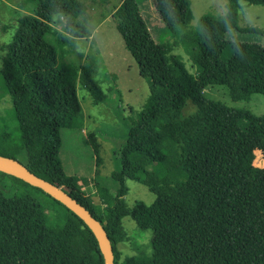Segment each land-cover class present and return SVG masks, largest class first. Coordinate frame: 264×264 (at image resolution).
<instances>
[{
  "label": "trees",
  "instance_id": "obj_1",
  "mask_svg": "<svg viewBox=\"0 0 264 264\" xmlns=\"http://www.w3.org/2000/svg\"><path fill=\"white\" fill-rule=\"evenodd\" d=\"M241 2L264 6V0H226L222 16L203 15L185 36L192 75L179 56L161 54L163 35H150L137 1L119 0L112 13L115 30L149 96L136 120L122 119L126 140L107 180L100 176L99 145L89 135L93 177L67 175L59 158L60 130L81 128L77 84L92 104L108 102L94 80L97 65L103 68L97 51L79 55L81 65L58 63V57L72 54L58 49H72L76 39L91 36L86 6L80 0L21 3L32 5L31 14L18 19L0 68L4 92L17 94L11 109L15 128L0 155L19 161L87 209L109 238L113 264H264V116L203 94L220 85L232 101L264 96V46L226 39ZM152 3L158 32L181 36L192 18L189 0ZM57 24L60 31L53 27ZM244 31L264 38V30ZM187 101L196 111L182 117ZM126 180L145 186L154 202L128 207ZM125 217L151 232V255L121 258L118 244L129 241ZM0 264H104V259L93 233L73 212L0 172Z\"/></svg>",
  "mask_w": 264,
  "mask_h": 264
},
{
  "label": "rangeland",
  "instance_id": "obj_2",
  "mask_svg": "<svg viewBox=\"0 0 264 264\" xmlns=\"http://www.w3.org/2000/svg\"><path fill=\"white\" fill-rule=\"evenodd\" d=\"M22 1L24 0H0V68L6 53L5 47L12 42L17 31L18 19L22 15L31 14L32 5L26 3L25 6H21ZM80 1L86 6L87 14L90 17V34L94 28L99 26L93 34L94 45H90V37L87 40L76 39L72 49L67 46L58 49L59 54L67 50L72 52L71 55L58 57V63L81 65L83 60L80 59L79 55L91 56L97 51V57L102 61L103 68L100 67V64L97 65L99 70L94 74V80L106 95L108 102L107 104H92L87 91L80 84H77L76 93L79 100L80 115L83 118L82 122L80 121L81 128L73 127L60 130L59 158L67 175L82 178L93 177L95 157L92 147L85 143L86 136L89 135L99 145L98 154L102 159L100 176L107 180L115 170L117 163L115 152L126 140L127 128L122 119H137L149 96V90L146 81L139 76L135 62L124 48L123 42L115 30L113 18H109L118 6L119 0H109L108 2ZM136 1L150 35L154 38L163 35L160 36L162 44L159 49L161 54L165 57L179 56L189 73L195 75V68L185 52L186 44L183 42L185 36L190 35L195 30L198 20L203 15L222 16L225 11L226 0H189L192 18L181 30V36L177 34L173 37L158 32L161 24L152 0ZM240 4L237 23L226 34V39L264 46L263 37L244 31L246 28L264 30V6L246 5L243 2ZM53 27L57 31L61 30L59 24ZM226 53L228 54L229 51ZM203 94L207 99L218 101L229 108L246 110L258 117L264 116V96L260 94H253L248 100L232 101L228 89L220 85L206 87ZM16 98L17 94L11 97L4 92L0 79V150L5 148L6 140L9 137L8 131L15 128L11 118V109L12 102ZM117 107L119 109L114 111ZM195 111L196 107L187 101L181 116L188 117ZM118 112L119 116L116 115ZM89 136L87 139L92 141ZM256 164L260 166L262 162L257 160ZM126 186L128 192L124 200L128 207L137 201L146 205L154 202V195L142 184L126 180ZM93 200L95 203H99L98 196H94ZM122 226L129 241L118 244L121 258L139 256L140 254L151 255V232L138 229L129 217L122 219Z\"/></svg>",
  "mask_w": 264,
  "mask_h": 264
},
{
  "label": "water",
  "instance_id": "obj_3",
  "mask_svg": "<svg viewBox=\"0 0 264 264\" xmlns=\"http://www.w3.org/2000/svg\"><path fill=\"white\" fill-rule=\"evenodd\" d=\"M0 172L20 179L30 186L41 189L54 200L73 212L93 233L103 256L104 264H113L112 246L103 226L87 209L74 200L65 190L57 187L44 178L34 175L19 161L1 155Z\"/></svg>",
  "mask_w": 264,
  "mask_h": 264
},
{
  "label": "crops",
  "instance_id": "obj_4",
  "mask_svg": "<svg viewBox=\"0 0 264 264\" xmlns=\"http://www.w3.org/2000/svg\"><path fill=\"white\" fill-rule=\"evenodd\" d=\"M118 4H119V3H118ZM114 10H115V9H114ZM113 12H114V11H113ZM113 12H112V13H113ZM112 13H111V16H109V18L112 17ZM98 27H99V26H98ZM98 27H96V28L93 29L92 34H91V36H90V40H92V38H93V36H94V35H93V34H94V31H95ZM61 163H62V162H61ZM62 166H63V163H62ZM63 169H64V168H63ZM68 175H69V174H68Z\"/></svg>",
  "mask_w": 264,
  "mask_h": 264
}]
</instances>
